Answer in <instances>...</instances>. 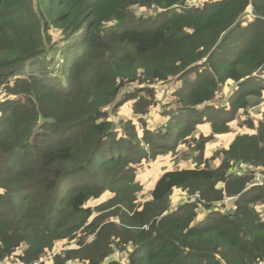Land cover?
Segmentation results:
<instances>
[{"label": "trees", "instance_id": "1", "mask_svg": "<svg viewBox=\"0 0 264 264\" xmlns=\"http://www.w3.org/2000/svg\"><path fill=\"white\" fill-rule=\"evenodd\" d=\"M191 1L0 0V263L66 242L50 264L264 260V0ZM169 82L165 124L146 127ZM237 126L254 133L205 155ZM180 150L191 167L141 198L144 162Z\"/></svg>", "mask_w": 264, "mask_h": 264}, {"label": "rangeland", "instance_id": "2", "mask_svg": "<svg viewBox=\"0 0 264 264\" xmlns=\"http://www.w3.org/2000/svg\"><path fill=\"white\" fill-rule=\"evenodd\" d=\"M204 3V0H192L191 2L188 3V6H194V7H200L202 4ZM153 9V8H152ZM153 11V10H151ZM151 11L147 10L142 12V10H137L138 14H147L149 15L151 13ZM264 77V76H263ZM154 88V105H152V107H150V113L148 115H146L145 117V123L147 124L146 127H154V126H158V125H162L165 124L166 121V117L162 116V110L163 107L170 101H172L173 98V90H175V86L173 85V83L169 82V83H164V84H156L152 86ZM3 95H1L2 97ZM264 99V97H263ZM255 99H252V101H254ZM262 105V106H261ZM261 105H257L255 107H253V109L251 110L252 114L254 115V117H256L255 113L259 110L263 109V103ZM131 109L128 105L123 106L118 115L114 116L113 121L115 122V125L121 120H129V119H133V121L135 120L136 117H134V115L131 112ZM258 117V115H257ZM139 126L141 128L142 127L141 124H139ZM238 130L244 131L243 128H239V126L236 127ZM235 133V132H234ZM211 145H214L211 144ZM184 147L182 148L183 150H185ZM214 149H208L205 151V155L207 157H212L213 156V151ZM179 152H182V150H180ZM190 153V152H187ZM184 152H182L181 156H175L174 154L171 155L170 154H165L164 156H160L157 160L155 161H151V162H144V165L141 166V168L138 170V174H137V180L143 185V192L141 193V198L142 196H148L149 192L153 189L154 185L156 184L157 180L159 179V177L165 172L168 171L170 169H176L178 168V165L181 164L183 167L188 166L191 167L190 163H186L185 164V156H184ZM190 157V156H189ZM190 159V158H189ZM189 159H186L189 160ZM212 162V165H217L219 164V160H215V161H210ZM260 176V175H259ZM262 177V176H260ZM264 177V176H263ZM262 184L264 183L263 180H261ZM109 195H105L103 198H108ZM189 196H187L184 192H182L179 189L174 190L173 195H172V207H177L178 205H180L181 203L186 202L187 200H189ZM103 200V199H100ZM99 200V201H100ZM141 200V199H140ZM145 200V199H144ZM144 200H141L140 202H143ZM98 200H92L88 203V206L91 207H95L98 203ZM231 202L230 200H227V207L230 208ZM263 211L262 207H259V211ZM67 245V242H66ZM65 244L60 245L58 248H60V252L63 251L66 248H75V246L72 244L70 246H66ZM21 253V251L19 252ZM111 259H114L116 261H119V263L121 264H125V259L126 256L125 255H119L118 252H116L110 259H107V262ZM16 262V256L9 259L8 264H14ZM74 264V263H73ZM75 264H85L83 262L80 263H75Z\"/></svg>", "mask_w": 264, "mask_h": 264}, {"label": "crops", "instance_id": "3", "mask_svg": "<svg viewBox=\"0 0 264 264\" xmlns=\"http://www.w3.org/2000/svg\"><path fill=\"white\" fill-rule=\"evenodd\" d=\"M243 129H244V131H242V129L240 131L236 128V129H234V131L232 133L221 136L220 140L217 141V143H215L214 145H211L209 149L226 148L231 143V141L234 139V137L237 133H240V132L241 133L242 132L254 133V131L248 130L247 128H243ZM203 130L205 131V129H203Z\"/></svg>", "mask_w": 264, "mask_h": 264}, {"label": "built area", "instance_id": "4", "mask_svg": "<svg viewBox=\"0 0 264 264\" xmlns=\"http://www.w3.org/2000/svg\"><path fill=\"white\" fill-rule=\"evenodd\" d=\"M251 12V11H250ZM242 169H245V168H242ZM238 174H241V171H238ZM261 180H263V177H260L259 175L256 176V181L258 184H262ZM60 248H57L53 253H49L47 256H46V261H47V264H50L51 260L53 259V257L55 255H57L60 250ZM8 261L9 259H6L4 260L3 262H1L0 264H8ZM14 264H25L24 262L22 261H16ZM258 264H264V260L259 262Z\"/></svg>", "mask_w": 264, "mask_h": 264}]
</instances>
